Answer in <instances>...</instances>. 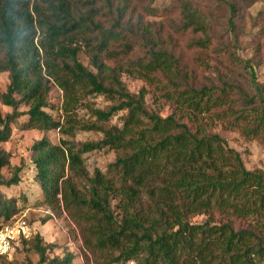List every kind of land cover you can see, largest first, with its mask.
<instances>
[{"label":"trees","instance_id":"trees-1","mask_svg":"<svg viewBox=\"0 0 264 264\" xmlns=\"http://www.w3.org/2000/svg\"><path fill=\"white\" fill-rule=\"evenodd\" d=\"M153 2L0 0V72L9 78L2 103L28 106L25 129L58 128L46 111L55 84L71 133L101 134L73 145L41 139L32 150L46 199L60 195L81 214L85 247L103 264H264V171L247 169L214 131L222 123L264 147V87L251 59L221 49L236 44L235 36L221 42L194 2L185 0L176 16ZM227 6L232 34L236 6ZM228 62L245 71V86L221 71ZM123 75L143 82L138 92ZM98 97L107 104L97 107ZM79 106L88 119L76 120ZM5 129L0 115V141ZM101 149L114 159L88 178L82 155ZM7 162L0 155V168ZM66 171L87 179L86 194ZM16 213L0 197V228ZM238 220L245 225L236 227ZM18 244H30L43 264H69L48 260L37 234ZM6 260L0 264H12Z\"/></svg>","mask_w":264,"mask_h":264},{"label":"rangeland","instance_id":"rangeland-1","mask_svg":"<svg viewBox=\"0 0 264 264\" xmlns=\"http://www.w3.org/2000/svg\"><path fill=\"white\" fill-rule=\"evenodd\" d=\"M184 1L154 0L153 5L169 11L171 16H176L177 9ZM190 1L194 2L199 10L210 15L214 35L221 37V42H225L227 39L233 40V36H235L236 44H227L221 49L227 47L232 54H236V57L251 59L255 68L257 84L264 87V0H222L221 3L217 0ZM229 2L236 6L232 20L235 28L232 34L229 32L230 27L227 24L229 18L227 3ZM231 35L233 36L231 37ZM78 60L91 69L86 54L80 52ZM221 71H226V75L245 86L244 83L248 76L238 66L228 62L226 68ZM213 77L215 76L213 75ZM122 79L131 92H138L143 85L141 80L128 75H123ZM8 83V73L0 72V115L6 122L5 139L0 141V155L8 161L0 168V197L9 199L16 208L17 213L11 220L19 217H24L27 220L32 235L40 236L43 245L46 246L44 256L48 260L61 261L69 258V264H103L100 253L91 252L85 247V223L81 214L73 208L64 207L60 195L57 196L58 202L54 200L49 202L46 199L35 178L34 151L32 150L33 144L41 139H46L52 145H63V141L73 145L99 140L101 134L80 129H74L71 133L69 128L71 123L68 124L65 121L62 110L63 94L55 84H51L49 106L46 111L55 121H59L61 126L50 130L25 129L23 123L27 116L24 113L28 106L22 104L13 108L2 103V96L6 92ZM146 100L151 103L149 97ZM93 101L97 107L107 104L101 97L95 98ZM164 113H167L166 109ZM73 115L79 121L89 117L87 111L80 106L74 109ZM214 131L222 135L228 145L240 153L247 169L260 168L264 171V147L260 141L255 138L248 139L240 131L226 129L222 123L216 124ZM113 159L114 153L108 149L94 150L83 154L82 161L88 178L95 170L105 173L107 165ZM17 169H20L17 172V182L7 184L6 182L12 178ZM66 173L80 193L88 192L87 179L70 171H66ZM2 219H0V223L3 221ZM203 219L204 217H199L197 220ZM235 224L236 227H241L245 225V222L238 220ZM6 261L12 264H43L40 262V255L30 244H18Z\"/></svg>","mask_w":264,"mask_h":264},{"label":"built area","instance_id":"built-area-1","mask_svg":"<svg viewBox=\"0 0 264 264\" xmlns=\"http://www.w3.org/2000/svg\"><path fill=\"white\" fill-rule=\"evenodd\" d=\"M31 227L24 217L17 218L11 224L3 225L0 228V260L3 257L8 259L9 254L18 245L21 238H29Z\"/></svg>","mask_w":264,"mask_h":264}]
</instances>
